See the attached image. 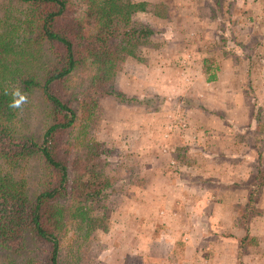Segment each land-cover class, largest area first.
Returning a JSON list of instances; mask_svg holds the SVG:
<instances>
[{"label":"rangeland","instance_id":"374dc122","mask_svg":"<svg viewBox=\"0 0 264 264\" xmlns=\"http://www.w3.org/2000/svg\"><path fill=\"white\" fill-rule=\"evenodd\" d=\"M144 1L147 10L131 20L154 34L120 51L112 93L77 111L71 149L97 145L99 159L85 173L98 175L105 190L84 206L87 218L65 219L58 264H264V183L246 219L255 242L240 248V260L236 247L251 174L264 166V0ZM194 13L211 19L195 24ZM194 49L204 66L220 62L222 85L201 82L194 94ZM91 69H74L67 92L78 95ZM194 108L208 113L207 124L196 119L199 140L188 119ZM22 116L25 132L39 139L34 97ZM20 173L29 194L40 189L37 161Z\"/></svg>","mask_w":264,"mask_h":264},{"label":"trees","instance_id":"16d2710c","mask_svg":"<svg viewBox=\"0 0 264 264\" xmlns=\"http://www.w3.org/2000/svg\"><path fill=\"white\" fill-rule=\"evenodd\" d=\"M148 5L144 0L0 2V264H58L65 219L84 220L86 203L104 195V181L85 173L99 159L97 145L73 152L69 137L77 111L86 114L95 99L112 93L118 53L143 45L154 34L131 20ZM85 64L92 68L86 86L78 95L68 93V75ZM16 84L29 102L33 97L39 102V139L23 129L27 105L22 111L7 107L10 97L3 89ZM32 160L40 164L41 187L29 194L20 170ZM251 179L240 206L245 233L236 240L239 260L240 248L255 242L246 219L257 212L254 202L264 183V166L254 169Z\"/></svg>","mask_w":264,"mask_h":264},{"label":"crops","instance_id":"0c3cea01","mask_svg":"<svg viewBox=\"0 0 264 264\" xmlns=\"http://www.w3.org/2000/svg\"><path fill=\"white\" fill-rule=\"evenodd\" d=\"M196 3L197 2H195L194 1V5H196ZM203 4H204V1H203ZM241 4V3H240ZM239 4V5H240ZM205 5H208L209 7H210V2H209V0H207V4L205 3ZM197 6H199V4H197ZM242 5H240V7H241ZM196 7V6H195ZM203 13H205V12H203ZM207 15V14H206ZM205 18H207V19H205ZM211 19V18H210ZM209 18H208V16H203L202 14H198V13H194V23L195 24H201L200 23V21H202V20H206V21H208V20H210ZM244 23V22H243ZM203 24V23H202ZM212 33H215V30H212ZM198 55H200L197 51H196V49H194V94L196 93V86H198V87H201V88H203L204 86L201 84V82H203L204 84H206V85H211V86H214L215 84H219V85H222L223 83H224V78L222 77V79L220 78V76H221V74H222V72H223V70H222V67L220 66V62H217V61H212V62H210L207 66L205 65L204 66V64H205V59L204 58H202V59H200L199 61H197V57H199ZM201 56H203V55H201ZM199 72H200V74H201V80L198 82V80H199V78H197L196 76L199 74ZM211 76V77H210ZM220 79L221 80H223V81H220ZM198 82V83H197ZM222 83V84H221ZM229 83V82H228ZM220 87H225V86H220ZM204 89V88H203ZM243 93V92H242ZM243 96H244V93H243ZM242 96V97H243ZM236 97L237 98H239L240 99V97L239 96H237L236 95ZM245 97L246 96H244L243 98L245 99ZM204 99L206 100V95L203 93V98L201 99V102L203 103V105H204V107H207L206 106V104L204 103ZM241 100V99H240ZM242 101V100H241ZM188 112L190 111V110H187ZM188 112H187V115H188ZM197 113V114H196ZM207 114L208 113H205V112H203V111H201V110H199V109H195L194 108V114L192 115L191 114V118H188L189 120H190V125L192 126L191 128L193 129L194 128V139L195 138H199V139H201L200 137H199V135H202V133H201V131L199 130V122H196V119L198 118V117H200L201 115H202V117H204V120H205V124H207V118H208V116H207ZM204 115V116H203ZM207 128V127H206ZM206 128H203V129H206ZM198 139V140H199ZM202 149V151L204 152V151H207V150H205V148H201ZM225 152V151H224ZM224 152H222V153H224ZM209 153V152H208ZM204 154V156H207V157H209V154ZM236 237H241L240 236V234H237L236 235Z\"/></svg>","mask_w":264,"mask_h":264},{"label":"clouds","instance_id":"9594fccd","mask_svg":"<svg viewBox=\"0 0 264 264\" xmlns=\"http://www.w3.org/2000/svg\"><path fill=\"white\" fill-rule=\"evenodd\" d=\"M3 95L10 97L7 107L12 111H22L24 106L29 103V96L27 92L23 90V87L20 84H16L10 88L5 87L3 89ZM102 258L103 257H101V259Z\"/></svg>","mask_w":264,"mask_h":264}]
</instances>
